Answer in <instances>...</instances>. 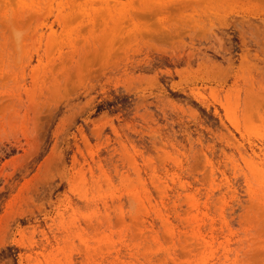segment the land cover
<instances>
[{
  "label": "rangeland",
  "instance_id": "374dc122",
  "mask_svg": "<svg viewBox=\"0 0 264 264\" xmlns=\"http://www.w3.org/2000/svg\"><path fill=\"white\" fill-rule=\"evenodd\" d=\"M0 264H264V0H0Z\"/></svg>",
  "mask_w": 264,
  "mask_h": 264
},
{
  "label": "bare ground",
  "instance_id": "6f19581e",
  "mask_svg": "<svg viewBox=\"0 0 264 264\" xmlns=\"http://www.w3.org/2000/svg\"><path fill=\"white\" fill-rule=\"evenodd\" d=\"M204 1V0H203ZM216 1V0H215ZM185 2V1H184ZM148 4V3H147ZM197 4V3H196ZM200 4H203V3H200ZM181 5H183V4H181ZM146 6V9L148 8V11H150L151 12V9H154V11H156V10H158L159 8H160V6H163V5H159V4H157V5H153V6H148V5H145ZM185 6V5H184ZM199 6V5H198ZM182 7V9L184 10V8H187L188 6H185V7H183V6H181ZM156 9V10H155ZM189 9V8H188ZM187 9V10H188ZM154 11L153 12H151L150 14H152V13H154ZM160 11V10H159ZM180 11H182V10H180ZM185 11V10H184ZM156 12H158V11H156ZM183 12V11H182ZM148 13V12H147ZM151 16V15H150ZM187 21V20H186ZM168 24V23H167ZM183 24V23H182ZM168 27V26H167ZM157 29V28H156ZM170 29V28H169ZM161 38V37H160ZM159 40H161V39H159Z\"/></svg>",
  "mask_w": 264,
  "mask_h": 264
}]
</instances>
